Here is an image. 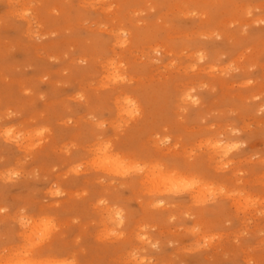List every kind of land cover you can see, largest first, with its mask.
I'll return each mask as SVG.
<instances>
[{"label": "rangeland", "instance_id": "rangeland-1", "mask_svg": "<svg viewBox=\"0 0 264 264\" xmlns=\"http://www.w3.org/2000/svg\"><path fill=\"white\" fill-rule=\"evenodd\" d=\"M44 263L264 264V0H0V264Z\"/></svg>", "mask_w": 264, "mask_h": 264}, {"label": "bare ground", "instance_id": "bare-ground-1", "mask_svg": "<svg viewBox=\"0 0 264 264\" xmlns=\"http://www.w3.org/2000/svg\"><path fill=\"white\" fill-rule=\"evenodd\" d=\"M115 158H113V160H114ZM109 163V162H108ZM113 163H117V162H113ZM170 178H171V175H170ZM173 179V178H172ZM166 181H169V180H166ZM165 181V182H166ZM169 183V182H168ZM29 260V259H28ZM21 262H22V260H21ZM19 263V262H18ZM44 264H47V263H44Z\"/></svg>", "mask_w": 264, "mask_h": 264}]
</instances>
